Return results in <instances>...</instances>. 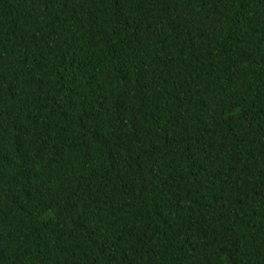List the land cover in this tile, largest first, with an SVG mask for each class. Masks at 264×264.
<instances>
[{"label": "trees", "instance_id": "1", "mask_svg": "<svg viewBox=\"0 0 264 264\" xmlns=\"http://www.w3.org/2000/svg\"><path fill=\"white\" fill-rule=\"evenodd\" d=\"M0 264H264V0H0Z\"/></svg>", "mask_w": 264, "mask_h": 264}]
</instances>
